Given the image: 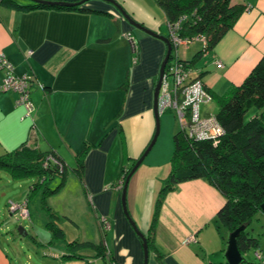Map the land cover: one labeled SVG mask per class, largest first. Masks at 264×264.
Returning a JSON list of instances; mask_svg holds the SVG:
<instances>
[{
	"label": "crops",
	"instance_id": "0c3cea01",
	"mask_svg": "<svg viewBox=\"0 0 264 264\" xmlns=\"http://www.w3.org/2000/svg\"><path fill=\"white\" fill-rule=\"evenodd\" d=\"M13 1V5L0 2V51L16 74L33 77L31 99L35 110L30 118L21 119L24 110L16 105V95L0 93V155L26 143L55 151L67 164L86 148L76 194L79 202L88 198L91 208L85 204L87 211L80 214L68 200V207L58 210L50 200L56 193L47 197L48 206L54 212L62 211L65 219H55L64 239L53 240L47 215L40 206L41 190L30 196L33 180L28 186L20 182L22 194L14 196L11 186L3 183L21 179L0 171L4 172L0 173V193L7 197L5 213L8 210L9 221H25L28 231L39 227L44 236H30L24 227L25 235H20L19 225L12 232L13 225L6 221L5 236L0 231V264H142V240L117 201L122 188L111 185L121 166L135 162L155 133L153 89L166 45L130 25L108 1L88 0L78 9L62 8L72 4L43 2V7L31 0ZM116 1L136 22L168 37L167 17L156 0ZM232 1L247 6L194 67L212 94H223L240 84L264 57V0ZM82 8L87 11L79 10ZM124 33L133 36L136 51L127 44ZM199 46L181 47L179 54L189 59ZM217 61L222 67L216 65ZM2 77L0 71V82ZM151 150L127 184L129 215L145 235L149 233L157 192L170 171L169 151L162 150L161 156L153 158L148 157ZM72 195L67 193L68 198ZM10 201L27 203L30 215L22 218L12 214ZM224 202L219 190L203 178L177 184L165 195L148 246L147 264H225L224 257L218 260L224 251V236L215 221ZM102 218L111 224L105 233L99 222ZM84 219L87 225L81 226ZM190 236L195 241L185 243ZM103 237L106 255H98L89 247L77 252L81 258H64L66 241L97 244ZM259 244L264 252V244Z\"/></svg>",
	"mask_w": 264,
	"mask_h": 264
},
{
	"label": "trees",
	"instance_id": "16d2710c",
	"mask_svg": "<svg viewBox=\"0 0 264 264\" xmlns=\"http://www.w3.org/2000/svg\"><path fill=\"white\" fill-rule=\"evenodd\" d=\"M4 1L12 5L14 2L0 0ZM156 3L164 11L167 23L177 24L174 32L178 38L187 41L185 47L199 43L198 50L191 58H182L179 54L183 65L190 69L195 67L202 55L217 45L247 6L243 3H233L232 0H156ZM36 5L45 6L41 3ZM62 8L80 7L74 5ZM79 10L87 11L84 8ZM197 77L190 76L191 79ZM203 85L210 93L206 85ZM210 95L217 102L218 110L215 116L223 134L216 142L190 139L180 131L173 135L170 171L157 193L149 233L145 235L148 246L165 195L182 181L203 178L219 190L225 202L218 210L215 221L218 226H224L229 232L241 225H246L247 229L253 217L262 213L260 207L264 203V57L252 67L240 84L230 87L223 94ZM85 151L86 148L75 156L70 168L55 151L41 150L26 143L0 155V171H7L13 179H35L29 195L41 190V207L48 215V227L53 234V240H62L64 235L55 221L58 216L48 206L46 199L64 186L69 171L75 172L82 180ZM134 163L123 164L118 178L111 186L118 185L121 180L124 182ZM56 177H60V180L53 186L52 181ZM99 222L101 226V220ZM246 229L237 236L239 251L244 254L254 248L262 252L259 250V238L248 233ZM89 247L98 255H106L107 247L103 237L97 244L79 239L66 241L64 258H81L77 252Z\"/></svg>",
	"mask_w": 264,
	"mask_h": 264
},
{
	"label": "built area",
	"instance_id": "2783aa9c",
	"mask_svg": "<svg viewBox=\"0 0 264 264\" xmlns=\"http://www.w3.org/2000/svg\"><path fill=\"white\" fill-rule=\"evenodd\" d=\"M167 23L169 31L168 38L172 43V51L168 60L164 74L161 80L158 96V112H172L178 123V131L184 133L190 139L196 140H216L223 134V129L215 115L201 114V105L211 101L210 93L205 89L200 78H190V68L183 65L179 57L181 47L187 46V41L178 38L174 32V27ZM123 37L132 44L133 51H136V45L133 36L124 33ZM31 53V52H29ZM218 67H222L220 61L216 62ZM0 71L3 77L0 82V92H12L16 95L15 103L23 108L24 113L21 119L31 117L35 110L31 99V87L34 82L32 76L24 74L18 75L14 72L13 65L7 59L5 53L0 51ZM168 78L172 82H168ZM118 187L122 188L123 182L119 181ZM9 209L12 214L26 218L29 214L27 203L9 202ZM101 228L104 232L111 228L107 219H101ZM193 236L187 237L185 243L193 242ZM255 258L258 264H264V253L255 252Z\"/></svg>",
	"mask_w": 264,
	"mask_h": 264
},
{
	"label": "rangeland",
	"instance_id": "374dc122",
	"mask_svg": "<svg viewBox=\"0 0 264 264\" xmlns=\"http://www.w3.org/2000/svg\"><path fill=\"white\" fill-rule=\"evenodd\" d=\"M165 31L166 33H168V28L167 26L165 27ZM119 40L123 43V38L121 36H119ZM123 40V41H122ZM127 44L130 45V47H132V44L126 40ZM199 43L195 42L194 44H191L190 47H194L196 45H198ZM135 45H136V41H135ZM133 50V48H132ZM199 74V69L196 68H192L190 71V76L191 77H195ZM168 82L171 83L172 79L168 78ZM218 110V106H217V102L214 98H211V101L208 102L207 104H202L201 105V114H204V112H208L209 114H216ZM160 118V129H159V134L157 137V140L154 144V146L152 147V150L149 154L148 157H153V158H158L159 156L162 155V150H168V157L171 158L172 153H173V135L178 131V123L176 122V119L173 115L172 112H164L163 114H161ZM69 163L68 166L70 168L71 164V160L68 161ZM69 171V170H68ZM0 173H4V172H0ZM75 176V177H74ZM69 171L67 178L65 179V184L63 186V188L60 190L59 193H56V195L52 196V198L50 199L53 204L57 205V209L61 210V207L64 206V208H66L67 206V202L69 200V205H71L70 203L73 202L74 206L78 207V213L83 214L86 213V209H85V204L86 206L89 208H91V201L87 200H82L79 202L78 200V195L76 194V190L77 187L80 186L81 181L79 180V178L76 177V175H74ZM3 178H5L4 175H2ZM33 180L31 183H33L35 181V179H30V178H24L21 179L17 182L12 181L11 184L4 182L3 184L6 186H11V190L10 192L13 193L14 196L17 195V197H20L22 194V189L18 187L19 183H24V186H28L29 185V181ZM60 180V177H56L53 179L52 183L53 186L56 185ZM67 193H73V195L71 197H67ZM158 193V192H157ZM3 192L0 193V231L3 234V236H5V222L7 221L8 224H10L12 226V232L15 229L16 230V226H22L24 227V224H26L25 221H20L15 223H12L9 221V217L8 216V210L5 213V204L7 201V197L2 196ZM24 196L26 197V195L24 194ZM25 197L22 199L23 201L25 200ZM156 199V198H155ZM21 201V202H23ZM118 202H120L121 204V195L119 194V198L117 200ZM51 203V202H50ZM41 206V203H40ZM126 206H127V191H126ZM68 207V206H67ZM128 210V207H127ZM54 211V210H53ZM44 214H46L45 211H42ZM129 213V212H128ZM55 214L58 216L57 221L58 222H63L65 221L64 216L62 215V211L56 212ZM47 215V214H46ZM78 217H80V215H78ZM47 219H48V215H47ZM86 220L84 219V222L82 223L81 226L83 225H87V223L85 222ZM9 225V226H10ZM25 228V227H24ZM39 228V227H38ZM38 228L34 226L29 230L31 233H29L28 229H26L27 233L30 234V236L35 237L36 234L39 233V235L41 237H44L43 235H41L42 230L40 229L38 231ZM219 232L222 236H224V251L222 253H220V256L218 257L220 259H223L224 257V253L227 247V239H228V235H229V231L227 230V228H225L224 226L220 225L218 226ZM246 231L250 234H253L254 236H257L259 238V241H261L262 244H264V214L262 213H257L254 217L253 220L251 221V224L247 227ZM17 234V232H16ZM27 248V247H26ZM255 252H257V250H255L254 248H251L249 250H247L244 254L243 257L245 259V261L241 264H255L257 263L256 259H255ZM219 262V261H218ZM219 264V263H218Z\"/></svg>",
	"mask_w": 264,
	"mask_h": 264
},
{
	"label": "water",
	"instance_id": "95a60500",
	"mask_svg": "<svg viewBox=\"0 0 264 264\" xmlns=\"http://www.w3.org/2000/svg\"><path fill=\"white\" fill-rule=\"evenodd\" d=\"M31 1L36 2V3L45 2V3H56V4L81 5L88 0H79L75 3H66L63 1H46V0H31ZM104 1H108L109 3H111L120 12L122 17L128 21V23L130 25H132L133 27L147 33L148 35H150L154 38L160 39L166 45V52H165L163 60L160 64L158 77L156 79L155 86L153 89V111H154L155 121H156L155 122V126H156L155 127V133H154L151 141L147 145L146 149L142 153V155L138 159L135 160V163L133 164L132 168L130 169L128 175L126 176V178L123 182L122 191H121L122 209H123L128 221H129V223L131 224V226L133 227V229L135 230L137 235L142 240L143 250H144V259H143L142 264H147L148 244H147L146 236L144 233L139 231L136 224L134 223V221L132 220V218L130 217V215L128 213L127 206H126V191H127V184H128L129 178L134 173V171L138 168V166L141 164V162L143 161L145 156L149 153V151L151 150V148L155 144L157 137H158V134H159L160 120H159V112H158V96H159V89H160L161 80H162V77L164 74L165 66H166L168 60L170 59V55H171V51H172V43L167 36L158 34L157 32L143 26L141 23L136 22L133 18H131V16H129V14L126 11L123 10L121 5L116 0H104ZM260 208H261L262 213H264V203L261 204ZM245 229H246V225H241V226L237 227L235 230L229 232L228 239H227V247H226V250L224 253L225 264H241L245 261L243 254L239 251L238 246H237V236L239 235V233L241 231H243ZM17 231L20 235H25V232H23L22 226L18 227Z\"/></svg>",
	"mask_w": 264,
	"mask_h": 264
}]
</instances>
